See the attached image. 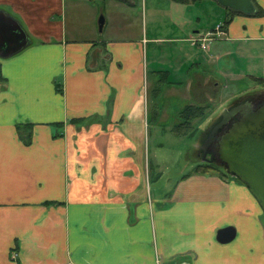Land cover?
<instances>
[{
    "label": "crops",
    "instance_id": "1",
    "mask_svg": "<svg viewBox=\"0 0 264 264\" xmlns=\"http://www.w3.org/2000/svg\"><path fill=\"white\" fill-rule=\"evenodd\" d=\"M76 1L82 0H0V13L17 20L32 42L0 58V264H264V212L244 184L183 167L159 173L153 185L147 164L149 114L161 132L179 134L183 124H165L162 102L172 97L179 107L168 109L179 117L189 106L212 105L225 83L206 74L230 52L216 41L207 51L189 43L211 30L187 29L188 5L99 0L123 19H137L144 35L128 39L111 26L104 41L97 2ZM70 3L92 16L69 24ZM256 3L263 16H232L220 39L242 53L264 43V0ZM161 5L169 6L175 37L149 35V19L156 28L166 17ZM222 17L215 27L226 22ZM256 70L261 77L252 79H264V69ZM240 76L230 66L225 73L228 81ZM163 83L181 90L162 93ZM20 124L33 125L30 145L18 134ZM183 153L177 156L184 161ZM229 227L235 238L219 242V231Z\"/></svg>",
    "mask_w": 264,
    "mask_h": 264
},
{
    "label": "rangeland",
    "instance_id": "2",
    "mask_svg": "<svg viewBox=\"0 0 264 264\" xmlns=\"http://www.w3.org/2000/svg\"><path fill=\"white\" fill-rule=\"evenodd\" d=\"M157 0H147V6L150 7L152 5V2H155ZM76 2H82V3H75V4H88L87 2H90L89 0H82V1H76ZM97 2L98 4V10H99V16L97 19V26L99 20L103 17L105 19V27L103 29L102 34L98 32L97 36L98 39L106 41L109 37V31L111 26L112 27H119L124 29V35L128 39H139L138 37L144 36L143 30L140 29V23L137 21V19L134 20H125L120 15V13H111L110 6L108 4H105L104 2H100L99 0H93V4ZM161 3V1H159ZM96 4V3H95ZM188 5V7L192 8V12L190 14H187L188 16V23L187 29H193L207 32V30H215V25L218 23V18L225 21L226 11L225 14H220L219 10H224L215 0H207V1H198L193 3L184 4ZM78 8L76 9L75 5L69 4L66 10V19L69 22V24L72 25L74 17L76 18H82L84 22L92 16V13L90 10H86L83 6L77 5ZM158 8L161 10V12H165L166 17L165 18H159V22L157 24V27L153 28L152 23L153 21L151 18L149 19V35L150 37H156L159 39H168L171 37H175L178 34H175L171 27H168L167 25H170L169 22V14L170 9L168 5L165 6H158ZM216 9V10H214ZM139 12V9L135 11V14L137 15ZM112 17L114 18L115 23L111 22ZM107 20L110 21V23H107ZM181 28L184 27V23L181 21L178 24ZM214 25V27H212ZM183 26V27H182ZM211 27V28H210ZM99 31V29H98ZM181 31V30H180ZM123 35V34H122ZM149 42V44H148ZM151 41L143 40V46L146 48L149 45L150 50L152 49V45H150ZM103 41H99V45H102ZM219 47L223 46L230 52L229 58L223 60L221 63H214V65H211L210 67V74H206V77L209 75H212L217 82H221L222 84L225 83V87L221 92L218 93L216 96L217 101L211 100V104H209L210 108L207 111L206 116L211 117L222 108L223 105H231L233 101H245L247 98H250L253 93L255 92H262L259 88V83H256V80H253L252 77H261L260 73H257V69H264V43H251L246 46L247 50L250 51L249 53H242L238 47L236 46H230L227 42L224 40H218L216 41ZM254 49V50H253ZM225 51V50H224ZM209 55V54H208ZM261 55V56H260ZM207 60L208 56H205ZM232 67L235 68L237 71H239V74H241L240 77H237L236 80L228 81V79L225 77V73L228 70V68ZM255 67V68H253ZM198 71V70H195ZM204 69L202 68L199 70V73H203ZM150 80L149 83L152 82L153 78L149 76ZM224 82V83H223ZM171 88H177V86H172L167 83H163L159 85V90L162 93L165 94H171L173 93V90ZM264 91V90H263ZM168 101L162 102V115L164 117L162 118L163 121H165V124L168 126L171 125H177L183 123L182 117L175 116L174 111L172 107H179L178 103L176 101L170 100L172 97H168ZM194 99V94H193ZM196 100L194 99L193 104H196ZM231 101V102H230ZM231 103V104H230ZM152 112V107H151ZM223 110L220 112L222 114ZM215 120V119H213ZM215 122V121H214ZM177 123V124H176ZM149 125L151 127L150 130H148L147 134V141H148V147H147V164L150 168V176L153 179V185L160 183L159 173L165 175L171 173L174 169H182L184 167L187 174H191L195 172L197 164L201 163L200 158L198 159V153L196 156V145L201 140V128L196 123H193V127H182V131H179V134L176 132H161L160 128L157 127L159 124L154 123V119L152 117V114H149ZM172 126V128H174ZM153 128L157 129L155 132ZM192 145H193V154L192 152ZM184 152L183 155L188 156L184 159V161L177 156V152L179 151ZM189 152V153H188ZM162 156V157H161ZM162 160V161H161ZM158 161H161L162 163H159ZM164 162V163H163ZM177 163V165H174ZM216 172H220L222 174H226L223 170H217ZM228 175V174H226ZM230 176V175H228ZM162 184V183H161ZM168 182L164 185L167 186ZM264 222V217H263Z\"/></svg>",
    "mask_w": 264,
    "mask_h": 264
},
{
    "label": "water",
    "instance_id": "3",
    "mask_svg": "<svg viewBox=\"0 0 264 264\" xmlns=\"http://www.w3.org/2000/svg\"><path fill=\"white\" fill-rule=\"evenodd\" d=\"M221 7L244 14L254 16L257 8L253 0H215ZM99 31L102 32L105 26V19L102 17L99 22ZM32 42L22 25L9 15L0 13V58L8 59L29 47ZM231 102V101H230ZM237 102V101H236ZM231 105H223L222 108L211 116L208 125L213 124L221 117L218 124L205 146L208 147L213 141V136L219 129L228 123L229 128L217 140L215 153H209L211 159L202 158L199 164H212L226 174L233 176L244 184L255 197L264 212V101L252 103L246 101ZM223 110L222 114L220 112ZM215 119V120H213ZM217 155V162L214 157ZM236 232L232 227L219 231L218 241L229 243L235 238Z\"/></svg>",
    "mask_w": 264,
    "mask_h": 264
},
{
    "label": "trees",
    "instance_id": "4",
    "mask_svg": "<svg viewBox=\"0 0 264 264\" xmlns=\"http://www.w3.org/2000/svg\"><path fill=\"white\" fill-rule=\"evenodd\" d=\"M176 3L180 4H188V3H193V2H198V1H207V0H172ZM257 12L254 16L252 17H262L263 16V9L257 5L256 0H253ZM230 12L229 17L227 18L226 22L224 23L225 26H228L231 23L232 16H237V15H244L238 12H234L231 10H228ZM256 83H259V88L260 90H264V79H256ZM56 89L59 93H63L62 90V85L56 86ZM244 102V101H239ZM238 101L236 102V104ZM210 108L209 104L208 105H193L189 106L184 109L182 112V120H183V126H189L192 127L193 123H196L199 127L203 126L205 122L209 120L210 117L206 116L208 109ZM55 128H60L63 130V125L62 124H57L54 126ZM17 130L18 134L21 138V140L26 144L30 145L33 141V125L31 124H20L17 125ZM62 133H59L58 131L55 133V137H60ZM219 170L217 167L213 165H207V164H199L195 170V172H201V173H210Z\"/></svg>",
    "mask_w": 264,
    "mask_h": 264
},
{
    "label": "flooded vegetation",
    "instance_id": "5",
    "mask_svg": "<svg viewBox=\"0 0 264 264\" xmlns=\"http://www.w3.org/2000/svg\"><path fill=\"white\" fill-rule=\"evenodd\" d=\"M262 92H255L253 93L251 96H249L250 98H247V100H245L244 102L246 101H251L252 103H259V102H262L264 101V91L261 90ZM243 103V102H241ZM234 120L230 123H228L227 125H225L223 128L219 129L218 132L213 136V141L212 143H210L208 145V147L205 146V143L206 141L211 138V134L214 130V128L221 123V117H219V119L217 121H215L213 124H209V125H206L205 126V129H202L201 130V140L200 142L196 145V156H197V153H198V159L200 158V160H202V158H205L204 156V151L208 153L207 155V159L210 160L212 157L209 153H215L216 152V147H215V144L217 142V140L220 138V136H222L225 132L226 129L229 128L230 124L233 123ZM183 124V123H182ZM218 160H217V155H215L214 157V163H216ZM205 164V163H204ZM217 165H219L218 163H216ZM207 165H212V164H207ZM215 166V165H213ZM216 167V166H215Z\"/></svg>",
    "mask_w": 264,
    "mask_h": 264
},
{
    "label": "built area",
    "instance_id": "6",
    "mask_svg": "<svg viewBox=\"0 0 264 264\" xmlns=\"http://www.w3.org/2000/svg\"><path fill=\"white\" fill-rule=\"evenodd\" d=\"M224 25H218L215 30L207 32L203 35H199L197 37L191 36L188 38L189 43L194 47L198 46L202 50L207 51L211 45V43L220 40L226 36ZM13 258H16V255L13 254Z\"/></svg>",
    "mask_w": 264,
    "mask_h": 264
}]
</instances>
